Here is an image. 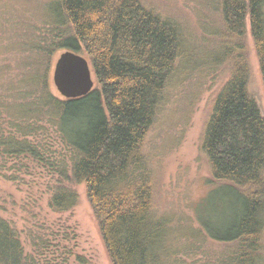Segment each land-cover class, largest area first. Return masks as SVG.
I'll return each mask as SVG.
<instances>
[{
    "label": "trees",
    "instance_id": "trees-1",
    "mask_svg": "<svg viewBox=\"0 0 264 264\" xmlns=\"http://www.w3.org/2000/svg\"><path fill=\"white\" fill-rule=\"evenodd\" d=\"M215 1L221 27L205 56L191 47L180 21L144 0H46L40 25L10 26L8 62L0 60L1 175L16 182L43 171L46 187L56 182L49 207L60 214L78 205L76 187L85 186L112 264H182L178 257L191 252L164 245L172 228L155 211L158 180L143 143L169 92L216 67H225L229 79L202 148L224 206L212 225L196 218L201 230L212 227L210 239L232 246L215 264H264V117L249 94L244 44L249 24L264 79V0ZM66 51L91 59L97 86L84 97L54 92V58ZM37 229L27 253L18 231L0 217L2 258L73 263L74 231L45 223Z\"/></svg>",
    "mask_w": 264,
    "mask_h": 264
},
{
    "label": "rangeland",
    "instance_id": "rangeland-1",
    "mask_svg": "<svg viewBox=\"0 0 264 264\" xmlns=\"http://www.w3.org/2000/svg\"><path fill=\"white\" fill-rule=\"evenodd\" d=\"M144 1L180 21L187 31L191 47L196 48L199 54L205 56L215 49L214 33L221 27L218 12L212 6L215 0ZM45 2L46 0H0V13L3 15L0 16V24L9 23L5 33L3 34V28L0 32V41H3L0 60L7 61L8 53L4 46L8 43L11 24L18 22L25 24L24 26L40 25ZM244 44L250 69L249 94L264 117V79L249 24ZM61 53L55 56L54 65ZM82 55L92 66L91 59L85 53ZM193 75L195 74H188V78ZM228 79L226 68L216 67L211 71L202 70L196 78L187 79L182 85L172 89L168 94V102L158 110L157 119L143 143V152L158 180L155 211L164 214L167 229L170 226L172 228L164 245L168 246L173 242L175 245H185L184 248L191 251L178 257L182 264H215L222 251L232 250V246L220 245L210 239L209 231L212 227L206 230L202 227L201 230L196 218L197 213L205 226L212 225V221L223 211L224 199L211 183V168L202 148V140L216 96ZM93 80L97 86L94 72ZM54 92L59 95L55 87ZM1 173L0 217L10 222L18 231L27 253L33 251L31 236L38 234L37 225L45 223L47 226H62L75 232L76 240L69 245L76 257L85 258V264H112L98 219L87 199L85 186L76 187L80 195L78 205L60 214L49 207L52 197L50 188L56 182L51 187H46V178L41 175L43 171L34 170L30 174L32 176L23 173L21 180L16 182L7 180ZM5 250L7 251L6 245ZM0 257L2 258V251ZM76 257L72 264H80ZM9 258L5 254L0 259V264H8Z\"/></svg>",
    "mask_w": 264,
    "mask_h": 264
},
{
    "label": "water",
    "instance_id": "water-1",
    "mask_svg": "<svg viewBox=\"0 0 264 264\" xmlns=\"http://www.w3.org/2000/svg\"><path fill=\"white\" fill-rule=\"evenodd\" d=\"M52 81L59 95L66 99L84 97L95 88L89 61L71 51L63 52L57 58Z\"/></svg>",
    "mask_w": 264,
    "mask_h": 264
}]
</instances>
